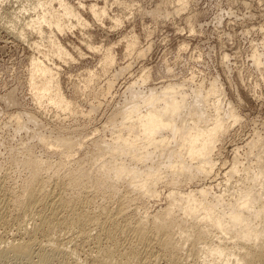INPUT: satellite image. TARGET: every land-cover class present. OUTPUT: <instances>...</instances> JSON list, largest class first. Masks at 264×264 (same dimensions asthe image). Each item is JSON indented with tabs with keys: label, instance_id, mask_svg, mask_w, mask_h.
Here are the masks:
<instances>
[{
	"label": "rangeland",
	"instance_id": "obj_1",
	"mask_svg": "<svg viewBox=\"0 0 264 264\" xmlns=\"http://www.w3.org/2000/svg\"><path fill=\"white\" fill-rule=\"evenodd\" d=\"M67 1L88 21L85 27L74 19L77 27L68 29L64 35L54 31L74 57L72 61L53 58L51 51L46 60L43 52L49 49L47 40L44 43L30 30L20 32L22 23L29 20L28 13L24 16L17 12L23 1L0 0V182L46 181L67 169L82 168L83 182L98 190L95 194L88 188L83 197L95 195V203L107 209L124 206L117 197H106L111 190L116 193L127 190L133 200L130 210L137 215L160 212L179 219L191 209L195 215L209 214L215 219L220 216L242 236L243 225L256 224L264 209V0H186L185 6L178 0ZM93 3L107 8L108 14L101 21L88 8ZM18 14L21 19L25 17L21 25L13 20ZM114 17H121L122 23L116 26ZM135 37L138 47L131 54L126 50V41ZM35 42H40L41 52L35 50ZM87 43L101 50L113 48L116 62L108 72H102V51L92 50ZM140 50L145 52L139 54ZM33 55L45 58L48 63L51 59L50 64L59 67L62 91L73 103L70 110L63 111L47 103L40 106L35 101L29 85ZM254 55L263 60L258 67ZM89 70L96 71L99 79L86 87ZM146 71L150 78L143 83L140 76ZM111 78L114 85L108 93L106 85ZM131 85L136 87L130 91ZM175 89L179 91L176 93ZM157 91L159 95L184 92L182 97L186 95V100L173 119L174 127L184 130L195 119L201 125L210 124L212 120L203 116L201 99L220 98L225 118L222 121L229 128L216 140L212 158L219 166L212 177L202 179L192 172L185 174L181 158L177 161L167 150L154 146L139 151L140 165L131 161L134 153L125 148L111 150L100 144L94 147L93 141L98 138L117 136L114 131L128 119L129 105L148 99L154 103L159 96ZM180 94L177 96L182 98ZM59 132L63 134L61 137L56 136ZM171 132V141L176 142L174 130ZM130 135L136 138L141 135L138 125L136 132H125V137ZM64 139L79 144L69 150L73 154L71 161L60 153L63 147L55 146L57 151L45 147V140ZM110 151L115 153L113 158ZM233 164L238 166L239 173L230 182L225 171ZM209 184L213 188L204 197L196 192ZM253 185L262 194L259 199H252L251 193L243 188ZM225 188L228 189L222 200L215 199ZM245 203L253 212L250 217H242L233 209ZM176 221L181 230L191 226ZM10 222L0 223L3 244L20 237L18 223ZM97 231L100 233L94 229L93 234H99ZM218 235L224 236L222 232ZM130 237L131 233L126 236ZM91 240L77 241L81 244V261L87 260L94 243ZM73 243L68 242L67 247L74 248ZM17 259L11 254L4 255L0 264H33L27 259ZM160 262L164 264L165 260Z\"/></svg>",
	"mask_w": 264,
	"mask_h": 264
},
{
	"label": "bare ground",
	"instance_id": "obj_2",
	"mask_svg": "<svg viewBox=\"0 0 264 264\" xmlns=\"http://www.w3.org/2000/svg\"><path fill=\"white\" fill-rule=\"evenodd\" d=\"M22 1L19 2V5L23 3L20 10H16L19 14L23 13L24 15L25 13L26 15L28 13L29 20L22 23L23 27L20 26L22 28L20 32L25 34V30H30L32 31L30 34L34 32L41 38V41L47 40L49 49L43 52L45 58L50 56L49 52L51 51L54 54L53 58L57 57L64 61L74 60L72 54L59 41L54 31L64 35L68 29L76 28L74 19L79 25L86 27L88 21L81 17L77 8L67 0ZM178 1L183 6L187 4L186 0ZM55 3L58 4V7ZM81 6L84 7L82 4ZM88 8L93 16L100 21L108 14L107 8L105 6L100 8L97 3L91 4ZM19 14L16 17L13 16V20L21 25L25 15L24 19H21ZM114 18L116 26L122 23L121 17ZM16 26L19 25L16 24ZM19 36L26 35L19 34ZM40 42L34 43L35 50L39 52H41ZM86 45L92 50H101L92 44L87 43ZM137 47L136 37L126 41L128 53L132 54ZM77 49L83 56L84 53L81 49ZM101 51L103 53L102 72L106 73L116 62V57L112 47L104 48ZM143 52L145 51L140 50L139 54ZM257 57L254 62L258 67L263 60L261 61L260 56ZM41 58L43 57L33 55L29 70V85L35 101L40 106L47 103L63 111L70 110L73 103L62 91L59 67H54L56 64H50L51 59L48 63L47 58L46 60ZM87 72L86 87L90 86L91 81H94L95 78L99 79L96 71L89 70ZM149 78L150 73L147 71L140 76V79L144 80H142L143 83ZM111 79L106 85L108 93L114 85V81L112 79L111 82ZM134 85L129 87L130 91L136 87ZM171 86L168 85L169 88H172ZM159 93L160 91H157V95ZM162 93L154 103L148 99L138 105H129L128 119L124 125L114 131L117 136H113L112 139L98 138L93 141L94 147L100 144L111 148V150L125 148L128 152L134 153L131 161L135 165H140L139 151L144 147L154 146L161 151L167 150L168 154L177 161L181 158L184 163L183 168L186 170L185 174L192 172L202 179L212 177L219 166L212 158L216 140L228 131L225 121H222L225 118H223V106L220 98L212 99L205 96L201 99L203 116L212 120L210 124L201 125L202 123L195 119V121L186 124L184 130L181 127L176 129L173 119L176 118L178 108L186 100V95L182 97L184 92L178 93L182 97L179 98L174 91L164 93L165 95ZM155 98L156 96L152 99ZM137 125L141 135L138 138L132 135L125 137V132H136ZM171 130H174V134L177 136L176 142L171 141ZM62 135L59 132L56 136L61 137ZM44 143L45 147L51 151H57L63 147L60 153L65 154L70 161L73 158L70 151L79 145L69 139L59 142L45 140ZM55 146L59 149L54 148ZM110 152L112 153V151ZM114 155L113 152L110 158H113ZM64 166L66 168L67 165L64 164ZM83 171L82 168L72 171L67 169V172L56 173L46 181L31 179L22 184L0 182V223L9 222L10 224V221L18 223L16 224L18 225V227L16 226L17 233H19L17 235L20 236L12 239L11 242H4L5 244L0 239V259L4 255L11 254L18 259L30 260L33 264H47L48 262H57L58 264H161L160 260H165L164 264H188L190 260L203 262V264H264V209L256 224L243 225L242 236L237 235L232 229V224H227L220 216L215 219L209 214L195 215L191 209H188L179 219L163 216L160 212L137 215L136 212L130 210L133 200L127 190L122 193L111 190L106 197L109 199L117 197L124 206L110 210L95 203V195L88 199L83 197V193L87 192L88 188H92L95 194L98 192L97 189L83 182L80 174ZM225 173L229 176L228 181H230L233 179L232 176L239 173V168L233 164ZM228 181L226 182L229 183ZM111 184L115 185V181H112ZM212 188L211 185L205 186L196 192L204 197ZM228 188L215 195V199L222 200ZM243 188L251 193L252 199H259L262 196L256 185ZM233 209L242 214V217L253 215L247 203L235 205ZM176 220L191 226L189 229L181 230L178 228ZM94 229L100 231V233L97 231L99 234H95L96 236L93 234ZM219 232H222L225 237L219 236ZM130 233L131 237L126 238ZM78 239L83 240V243L90 239L94 242L90 249V246L88 247L87 260L81 261L82 259L79 258V247L81 246V244L79 246V242L81 241ZM77 241L79 242L77 243ZM68 242L77 244L73 243L74 248L70 247L69 249Z\"/></svg>",
	"mask_w": 264,
	"mask_h": 264
}]
</instances>
